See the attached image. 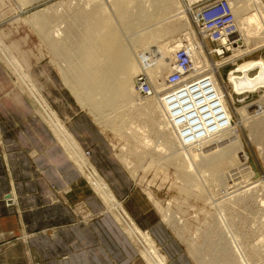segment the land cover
<instances>
[{
    "label": "bare ground",
    "instance_id": "obj_1",
    "mask_svg": "<svg viewBox=\"0 0 264 264\" xmlns=\"http://www.w3.org/2000/svg\"><path fill=\"white\" fill-rule=\"evenodd\" d=\"M86 1L88 2V0ZM139 1L141 3L143 1L144 6L147 2H150L151 5L150 0ZM139 1L107 0V5L104 6V3L101 4L100 0H90V2L97 3L93 6L89 3V7L91 5L90 8L83 9V11L74 15L76 18L75 23L79 27L70 25L65 31V36L61 37L62 39L60 35L64 34L63 31L60 33V29H55L54 27L55 18H58V16L49 14L47 9L35 11L36 13L34 12L35 14L27 18L29 19L27 21L32 23L39 32L43 33L42 35L56 57L61 58L64 55L63 58H66L65 60L69 62L72 60V54L74 53L76 63L72 61L74 63H70L68 69L63 71L64 77L73 94L85 101L99 117V120L104 121L116 131L119 130L120 134H122L125 127L124 123H130L126 129L130 131V144L135 146L132 154L136 158L139 156L137 155L140 151L139 149H142L147 156L149 147H156L159 152L167 153L168 160H172L173 164L181 172L182 179L180 180L183 186L187 185L186 187L188 188L189 185H192L194 188L201 190L200 180L188 169L192 166L190 163L191 159L197 165H200L202 161L210 165V167L215 165V163L217 165L224 152L227 151H224L227 146V141L224 138H228L226 133L236 124L234 115L238 114L241 116L242 113L241 109L234 108L233 96L244 95V92L255 93L264 90V59H261L260 62H249L241 65L236 63L238 57L252 52V49L248 51L252 47L250 44L255 42L253 40L259 35V31L264 28V8L262 10L260 7V0H227L233 8L235 27L238 32L235 31L232 35L223 33L221 38L209 40L206 36H202L196 28L195 19L198 20L201 8L197 11H192L193 22L191 23L188 19L191 11L182 10L183 12L178 14L176 11L175 15H170L173 9H171L172 6H169L168 13L169 11L170 13L165 15L167 18L164 20L157 17L158 14H155V7L150 6L148 3L146 4V7L150 6L154 9V13L150 10L152 13L149 14L143 5H141L142 7L138 6ZM176 1L178 4L180 3L179 0ZM210 1L188 0L189 4L192 5L191 7L198 3L203 6ZM104 9L107 12L109 9L113 14L114 24L107 22L103 26V23L100 25L97 21L99 14L107 13ZM181 19L187 21V28L191 31L190 36L184 41L176 40L169 46L159 45L153 49L152 46L155 43L157 44L160 39L165 38L169 34L173 35L172 33L178 31V26L176 27L175 24ZM237 33L238 36L240 33L244 45L247 46L245 50L242 47H238L239 41L234 42V39L238 37ZM54 34L57 35L55 36ZM199 38H201V41L198 40ZM181 49L190 52L193 62V67L186 74L185 79L197 84L198 81L196 79L205 78L204 82L198 83L202 85V90L200 91L196 89L197 85L188 86L190 83L186 84L185 91H177L178 89L169 90L167 79L174 72L176 64V59L174 58V64L169 65V62H172L170 57L171 54L174 55ZM152 50L153 54L155 53L159 58L158 64H161V67L169 65L166 67L167 69L170 67L166 78L163 77L162 73L158 72L157 62L155 63L157 58L153 59ZM226 51H231L233 55L227 58L225 56ZM0 53L11 68L13 82L17 85H22L26 93L34 99L35 104L42 115L45 116L47 123L55 132L57 138L65 146L71 158L75 160L79 171L91 183L95 192L103 199L107 210L114 214L130 239L139 246L144 259L148 264H167L165 256L160 254L152 236L142 232L125 212L105 180L90 163V154L88 155L87 151L84 152L79 147L65 124L41 95L34 81L35 79L26 72L1 37ZM209 53L213 54L215 58H219V60L211 58ZM135 55L138 60L142 59L139 63H137V58L133 60L132 56ZM230 63L235 65L236 71L244 74L257 64H260L259 67L255 68H259V73L256 78L251 79L248 74L239 78L234 75L235 69H233L229 74L228 81H225L222 70ZM140 75H145L148 78L153 89L151 96L142 97L139 95L135 83L136 78ZM200 92H203V97L196 104L186 103L185 99L190 100L191 97ZM173 99H177V101L172 103L173 101L171 100ZM36 111L38 112V109ZM174 113L182 114V118L175 125L172 120ZM216 128L221 133L219 132L220 134L218 133L214 136L210 131ZM183 129H186L184 133ZM151 130L159 132L162 137L161 141L155 143L152 140L149 132ZM202 134H208L210 137L206 141L196 142L195 140H198ZM210 151H213L208 153L211 156L208 159H201L200 163L198 156L205 154L203 156L206 157V153ZM145 155L139 156L138 159L141 161ZM123 162L127 166L130 163L127 159ZM131 169H133L132 175L135 178L138 170L134 167ZM205 170L204 168L202 171L199 170V174H207ZM250 193H252V189L248 190L244 195L235 192L233 193L234 195L227 199V202L232 199L244 201L247 199L246 195L248 196ZM261 204L264 208V201ZM218 206L220 208L221 205ZM220 209L224 210L223 208ZM164 212L163 220L170 225L173 222L171 217V212L173 211L168 207ZM225 220L224 222L226 223ZM261 220L263 223L261 224L262 227L264 225V215ZM174 221L178 222L176 219ZM178 223L181 222L179 221ZM225 229H231V226L227 223ZM261 242L264 244V238ZM244 246L245 244L242 245L238 242V246L235 244L234 247L230 248V252L235 257L237 264H253ZM240 249L245 254L241 260L236 255V251Z\"/></svg>",
    "mask_w": 264,
    "mask_h": 264
},
{
    "label": "crops",
    "instance_id": "obj_2",
    "mask_svg": "<svg viewBox=\"0 0 264 264\" xmlns=\"http://www.w3.org/2000/svg\"><path fill=\"white\" fill-rule=\"evenodd\" d=\"M33 72L79 147L90 152V163L167 264H224L201 248L192 251L164 222L61 75L43 63ZM36 110L0 61V264H148ZM8 199L15 205L8 206Z\"/></svg>",
    "mask_w": 264,
    "mask_h": 264
},
{
    "label": "rangeland",
    "instance_id": "obj_3",
    "mask_svg": "<svg viewBox=\"0 0 264 264\" xmlns=\"http://www.w3.org/2000/svg\"><path fill=\"white\" fill-rule=\"evenodd\" d=\"M84 1L86 0H0V37L9 50L13 53V55L17 58L19 63L24 67L26 72L35 79L34 81L36 82V85L43 97L44 95L38 86L36 76L33 72V67L35 65L39 66L40 63L48 65L53 71L54 76H57L58 78V76L61 75L65 85L73 93V91L68 86L63 71L68 69L70 63L73 64L75 62V56L73 53L72 60L69 62L65 60L66 58H63L64 55L61 58L56 57L52 52L47 40L42 35L43 33L39 32L38 29L32 25V23L27 21L29 20L27 18H30L37 11L47 9L49 14L58 16V18H55L54 27L55 29H60V33L63 31L64 34L60 35V38H63L65 36L66 29H68L70 25L79 27V25L75 23L76 18L74 15L83 11V9L90 8L91 5L93 6L97 3L90 2V0H88V2ZM100 1L101 4L104 3V6L107 5V0ZM150 1L151 5L150 2L147 3L150 6L155 7V14H158L157 17L163 18L164 20L167 18L165 15L170 13V11L168 13V7L172 6L171 9H173V12L171 11L172 13H170V15H175L176 11L177 14L180 12L182 13L184 10L191 11V13H189L188 19L192 23V11H197L202 7V5H199L201 3L195 4L193 7H191L192 5L189 4L188 0H179V4L176 0ZM139 2H137L139 3L138 6L143 5L144 9L147 10L149 14L152 12L154 13V9L152 7H146L147 3L144 6L143 1L142 3L141 1ZM89 3H91L90 7ZM259 5L263 10L264 0H260ZM104 10L107 12L106 9ZM101 15L99 14L97 16V21L100 23V25L103 23L102 25L104 26L107 24V22H109V24H114L113 20L115 19L109 9L106 14L102 13ZM186 22L187 21L184 19L178 20L175 24L176 27L178 26V31L172 33L173 35H166L167 37L165 36V38L163 37V39H160L157 44L155 43V45L152 46V48L155 49L159 45L169 46L176 40H186L190 36L191 32L187 28L188 26ZM236 32H238L237 29ZM258 36L253 40L255 42L250 44L252 47L248 49V51L252 49V52L238 57L236 62L237 64L241 65L249 62H260L261 59H264V28L259 31ZM235 39V41L240 42L238 43V47H242V49L244 48L243 50L247 48V46L244 45V41H242L240 37V33ZM198 40L201 41V38ZM209 54L211 58L219 60V58H215L213 54ZM155 55L156 54H153L152 50L153 59L157 58L155 59V63L157 62V70H159L158 72L160 74L162 73L163 77L166 78L170 69V67L168 69L166 67L174 64L175 54H171L170 59H172V62H169V65L166 67H161V64H158L159 58L157 55ZM232 55L233 54L231 51L225 52V56L227 58L231 57ZM132 58L133 60L137 58V63L142 60L140 58V60H138L136 55L132 56ZM0 61H2L7 66L10 73L12 74L11 68L1 53ZM259 65L260 64H257L245 74H248L251 79L256 78L259 73V68H255L257 66L259 67ZM235 68V65L232 63L224 67L222 74L225 81H228L229 74ZM166 70L167 72H165V74L164 71ZM234 71V75L239 78H242L243 75H245L242 72L236 71V69ZM196 80L198 83H202L205 81V78H198ZM191 83L195 82L192 81ZM17 86L26 93L22 85L20 86L18 84ZM196 89L198 91L202 90V85H197ZM202 93L203 92H200L199 94L194 95L190 100L185 99L186 103H190L191 105L194 103L196 104L197 101L203 97ZM244 93L245 94L241 96H233L234 108L238 110L241 109L242 113L241 116L238 114L234 115L236 127H232L226 133L228 138H224L227 141V146L225 147L226 149L224 151H227L224 152L223 157L219 160L217 165L215 163L216 166L212 165L214 167H210V165L205 164L204 161L201 160H204L205 158L208 159V157L211 156L208 153H212L213 151L207 152L206 157H204L205 154H203L204 156H198L200 158V160L198 158V161L200 163L202 161L200 165H197L193 159L190 161L192 166L188 169L200 180L199 183L202 187L201 190L199 188H194L192 185H189L188 188L186 187L187 185L183 186V183L180 180L182 179L181 172L173 164L172 160H168L169 158H167V153L164 154L159 152L156 147H149L147 156L145 155L146 153L142 151V149H139L140 153L138 152L137 155H145V157L140 161L138 159L139 156L136 158L134 154H132L134 153L135 146L130 144V131L126 129L130 123H124L125 129L123 128L122 134H120L118 132L119 130L116 131L104 121L99 120V117L91 110L87 103L73 94L77 98V101L81 105L82 109L94 118L101 130H103L108 136V139L115 150L117 158L125 166L127 171L132 174L133 169L131 168H137L138 174L136 177L134 178L131 175L135 184L134 187L140 192L141 195H143V197H147L148 200L151 201V204L157 209L158 212L162 214V217L165 213L164 210L168 207L171 211H173L171 212L172 214L170 213L172 215L171 217L173 222H171V224L169 223V226L173 227L179 237L183 239L182 241L185 243V245L187 244L188 247L196 253L199 251L198 249L201 248L202 254L206 251L208 256H210L213 260H219L224 264L233 263L234 257L232 252H230V248L234 247L235 244L238 246V242L242 245L245 244L246 247L244 246V248L246 251H248L247 254L251 256L248 257L251 258L253 264H264V244L261 242V240L263 241L264 238V225L261 227V224H263L261 217L264 215V208L261 204V202L264 201V90H260L259 92L255 93ZM44 99L46 98L44 97ZM48 104L58 115V112L52 106V104L49 102ZM37 109V114L42 118L44 117L43 119L46 120L38 106ZM181 118L182 114L180 115L174 113V116L172 117L174 125ZM59 119H61V117H59ZM62 122L64 123L63 120ZM185 130L186 129H183V133ZM149 132L151 134L152 140H154L155 143L161 141L162 137L159 132L156 130H151ZM210 132L215 136V134H218L220 130L216 128ZM199 137L200 138L198 140H195L196 142L206 141L210 136H208V134H202ZM63 147L65 148L64 145ZM123 148H126L127 151ZM124 155L126 156L124 157ZM68 156L70 160L76 164L75 160H73L69 154ZM125 159L130 162L128 166L123 162ZM144 164L145 167L143 168ZM131 165L132 167H130ZM197 167L201 171L203 168L204 170L206 169L205 171L207 174L203 175L201 172L200 173L202 175L199 174ZM210 169L211 171H209ZM82 176L86 179L83 174ZM89 184L91 185L90 182ZM91 187L93 188L92 185ZM250 189H252V193H250L248 196L246 195V200L240 201L232 199L234 201L229 200V202H227V199L234 195L233 193L237 192L240 195H244ZM97 196L100 198L98 194ZM122 204L123 202L121 205ZM218 205H221L220 208H223L224 210L220 209ZM127 212L128 211L126 210V213ZM174 219H176L178 222L180 221L181 223L174 221ZM224 219H226V223L224 222ZM227 223L229 226H231V229H225V225ZM140 230L151 236L148 231H143L142 229ZM235 238L237 241H235ZM236 255L240 260L245 256L242 249L236 251Z\"/></svg>",
    "mask_w": 264,
    "mask_h": 264
},
{
    "label": "built area",
    "instance_id": "obj_4",
    "mask_svg": "<svg viewBox=\"0 0 264 264\" xmlns=\"http://www.w3.org/2000/svg\"><path fill=\"white\" fill-rule=\"evenodd\" d=\"M195 23L200 34L206 36L209 40H217L221 38L223 33L232 35L236 31L234 11L227 0H211L203 5L198 15V20L195 19ZM235 40L236 39H234V41ZM175 59V70L167 79L168 87H170L169 90L178 89L177 91H185L187 87L186 84L188 83H190L188 85L190 87L191 85H199L185 79L186 74H188L193 67L190 52L181 49L176 52ZM135 85L139 95L142 97L151 96L153 94L151 84L145 75L138 76ZM171 101L175 103L177 99ZM87 154L89 155L90 152L87 151ZM7 204L8 206H14L15 201L13 199H8Z\"/></svg>",
    "mask_w": 264,
    "mask_h": 264
}]
</instances>
